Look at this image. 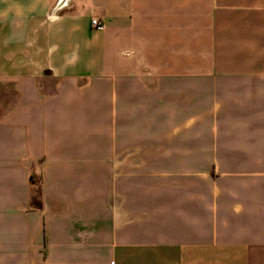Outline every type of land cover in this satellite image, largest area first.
Returning a JSON list of instances; mask_svg holds the SVG:
<instances>
[{"label": "crops", "instance_id": "crops-1", "mask_svg": "<svg viewBox=\"0 0 264 264\" xmlns=\"http://www.w3.org/2000/svg\"><path fill=\"white\" fill-rule=\"evenodd\" d=\"M0 264H264V0H0Z\"/></svg>", "mask_w": 264, "mask_h": 264}, {"label": "built area", "instance_id": "built-area-1", "mask_svg": "<svg viewBox=\"0 0 264 264\" xmlns=\"http://www.w3.org/2000/svg\"><path fill=\"white\" fill-rule=\"evenodd\" d=\"M91 23H92V25H94V26H99V25H100V22H99L98 18H94V19H92Z\"/></svg>", "mask_w": 264, "mask_h": 264}]
</instances>
